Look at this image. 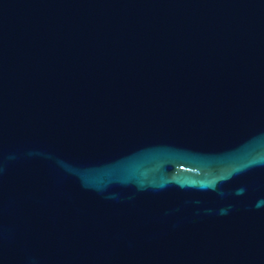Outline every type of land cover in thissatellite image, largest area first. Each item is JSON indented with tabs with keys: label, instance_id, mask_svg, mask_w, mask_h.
Returning a JSON list of instances; mask_svg holds the SVG:
<instances>
[{
	"label": "water",
	"instance_id": "1",
	"mask_svg": "<svg viewBox=\"0 0 264 264\" xmlns=\"http://www.w3.org/2000/svg\"><path fill=\"white\" fill-rule=\"evenodd\" d=\"M0 264H264V0H0Z\"/></svg>",
	"mask_w": 264,
	"mask_h": 264
}]
</instances>
